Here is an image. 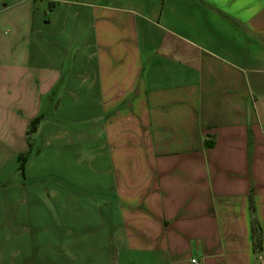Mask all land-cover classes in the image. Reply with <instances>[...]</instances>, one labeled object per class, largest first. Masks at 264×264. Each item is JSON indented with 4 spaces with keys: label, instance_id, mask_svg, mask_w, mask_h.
I'll return each mask as SVG.
<instances>
[{
    "label": "crops",
    "instance_id": "1",
    "mask_svg": "<svg viewBox=\"0 0 264 264\" xmlns=\"http://www.w3.org/2000/svg\"><path fill=\"white\" fill-rule=\"evenodd\" d=\"M192 259L264 264V0H0V264Z\"/></svg>",
    "mask_w": 264,
    "mask_h": 264
},
{
    "label": "trees",
    "instance_id": "2",
    "mask_svg": "<svg viewBox=\"0 0 264 264\" xmlns=\"http://www.w3.org/2000/svg\"><path fill=\"white\" fill-rule=\"evenodd\" d=\"M39 123H40V117L34 118L30 124L29 133L35 132L38 129ZM31 155H32L31 150H28L25 153H21L18 157L19 169L21 170V172L23 174L25 172L26 164L31 158ZM251 199H252V197H251ZM251 205L253 206L252 202H251ZM253 226H254V236H255V247L259 248L262 246L263 234H262L261 230H259L257 232L258 226L256 225L255 220H253Z\"/></svg>",
    "mask_w": 264,
    "mask_h": 264
},
{
    "label": "rangeland",
    "instance_id": "3",
    "mask_svg": "<svg viewBox=\"0 0 264 264\" xmlns=\"http://www.w3.org/2000/svg\"><path fill=\"white\" fill-rule=\"evenodd\" d=\"M45 113H47V111H46ZM100 162H101L102 167H104V165H105V163H106L105 159L102 158V159L100 160ZM95 173L97 174V172H95ZM96 174H93V176L95 177ZM97 176H98V175H97ZM90 177L92 178V174H90ZM94 179H95V178H94ZM88 193L94 195V194L91 193V192H88ZM17 248H18V247H17ZM14 249H16V248H14ZM16 260L18 261V255H16Z\"/></svg>",
    "mask_w": 264,
    "mask_h": 264
},
{
    "label": "built area",
    "instance_id": "4",
    "mask_svg": "<svg viewBox=\"0 0 264 264\" xmlns=\"http://www.w3.org/2000/svg\"><path fill=\"white\" fill-rule=\"evenodd\" d=\"M192 263L193 264H199V262L197 261V259H192Z\"/></svg>",
    "mask_w": 264,
    "mask_h": 264
}]
</instances>
